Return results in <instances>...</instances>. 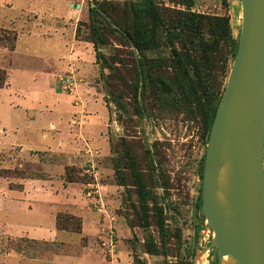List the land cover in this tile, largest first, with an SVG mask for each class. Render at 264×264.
Listing matches in <instances>:
<instances>
[{
  "label": "rangeland",
  "instance_id": "374dc122",
  "mask_svg": "<svg viewBox=\"0 0 264 264\" xmlns=\"http://www.w3.org/2000/svg\"><path fill=\"white\" fill-rule=\"evenodd\" d=\"M72 1L69 8L65 4L50 15L51 6L40 1L0 0V76L5 83L0 89V264H134V258L145 264H187L192 249L200 250L210 238L202 226L195 229L199 165L205 150L199 106L186 107L174 93L159 97L142 83L138 74L142 56L154 61L155 74L169 80L173 60L163 34L159 47L142 55L131 45L125 31L130 25L128 4L135 0ZM153 1L168 25L189 11L227 19L232 37L238 39L240 0ZM95 5L109 16L99 26L103 44L97 46L105 63L85 59L93 75L84 84L91 89L85 97L89 112L86 107L81 114L79 80L71 70L55 68L56 45L64 40L58 29L70 32L76 25L78 39L90 41L88 9ZM226 60L229 67L230 54ZM68 78L74 80L72 92L65 88ZM88 115L87 124L82 116ZM87 127L89 135L83 130ZM66 135L75 150L65 149ZM125 148L143 174L152 196L150 206L163 209L165 248L153 216L147 228L138 225ZM115 161L125 186L117 185ZM63 186H69L66 197ZM79 210L86 211L93 224L88 232L83 233L82 219L73 214ZM57 215L79 219L81 232H65L54 241L10 237L32 235L37 225L39 233L48 236L50 216ZM149 235L157 243L156 256L145 252ZM110 240L113 256L107 253ZM12 251L24 258L8 260ZM207 263L215 264L213 252Z\"/></svg>",
  "mask_w": 264,
  "mask_h": 264
},
{
  "label": "water",
  "instance_id": "95a60500",
  "mask_svg": "<svg viewBox=\"0 0 264 264\" xmlns=\"http://www.w3.org/2000/svg\"><path fill=\"white\" fill-rule=\"evenodd\" d=\"M238 45L204 156L192 264H264V0H240ZM208 264V263H207Z\"/></svg>",
  "mask_w": 264,
  "mask_h": 264
},
{
  "label": "trees",
  "instance_id": "16d2710c",
  "mask_svg": "<svg viewBox=\"0 0 264 264\" xmlns=\"http://www.w3.org/2000/svg\"><path fill=\"white\" fill-rule=\"evenodd\" d=\"M128 14L130 25H128L125 34L139 54L142 55L144 51L157 49L161 34L164 35L171 48L173 60L172 79L169 80L155 74L153 72L156 67L154 61L142 56L138 67V74L142 83L150 85L159 97L174 93L183 99L186 107H190L192 104L199 106L202 139L205 146L204 155L199 165L200 182H202L206 144L231 66V64L229 67L226 66V55L230 54L231 60L234 59L238 39L232 37L228 20L224 18H212L185 11L180 13L176 24L168 25L153 0L129 2ZM103 17L104 19L109 18L107 10L102 6L95 5L88 9L91 39L84 42L92 44L98 64L105 63V58L97 47L103 44L99 27ZM78 34L79 27L75 30V39L80 41ZM177 43L181 47L180 50L177 48ZM158 60L157 69L161 65V60ZM0 74L3 73L0 72ZM4 84V79L0 76V89L4 87ZM124 160L127 163L126 169L129 171L131 186L134 188L137 200L134 213L138 225L141 228H147L150 218L153 216L159 234V243L162 248H165L167 231L163 209L156 204L150 206L151 193L147 188L143 174L137 168L134 157L127 148L124 150ZM114 174L117 185L125 186L124 178L116 165V161ZM200 193L201 183L195 202L197 215L201 206ZM202 224V219L197 217L195 229L198 231ZM55 227L58 231L80 233L81 221L73 216L57 215ZM144 249L150 256H156L159 253L157 243L150 235L144 240ZM194 253L195 249L193 248L191 259L187 264H192ZM133 262L134 264H145L138 258H134Z\"/></svg>",
  "mask_w": 264,
  "mask_h": 264
},
{
  "label": "crops",
  "instance_id": "0c3cea01",
  "mask_svg": "<svg viewBox=\"0 0 264 264\" xmlns=\"http://www.w3.org/2000/svg\"><path fill=\"white\" fill-rule=\"evenodd\" d=\"M43 2L45 4L51 7L49 14L52 15L51 13L55 11H62L63 6L65 4H68V1L73 2L72 0H30V2ZM70 7V4H68V8ZM55 8V9H54ZM65 8V7H64ZM47 9V8H46ZM60 9V10H59ZM73 11V10H72ZM74 13L72 12L71 17L74 18ZM62 16V15H61ZM58 16V17H61ZM72 18V19H73ZM75 30H76V25H74L73 29L70 30V32H67L64 28L58 29L60 32V35L64 38V40H61L60 45H56V49L58 51V57H57V64L55 66L56 69H58L60 72H66L68 70H71L73 72V75L77 78V100L79 99L81 102V106H77L79 108V111L81 112H86L88 110V101L85 99L86 96L90 94V87L85 86L84 84H87L88 82L91 81L93 71L89 70L90 68L87 67L85 59H90V62L93 63V57L95 59L94 51L91 48L90 44L82 41H78L75 39ZM17 50V49H16ZM18 51V50H17ZM95 63V62H94ZM91 74V76H90ZM54 95L57 97H60L62 94L59 93H54ZM69 96V95H68ZM76 105V104H75ZM87 107V110H86ZM89 112V110H88ZM67 115V114H66ZM68 116V115H67ZM83 118H86L88 121L87 124L90 122V115L88 116H82ZM63 121L66 122L67 118L66 116L63 117ZM86 134L89 135V132L91 133V130L87 127L83 129ZM92 136L96 134H91ZM68 136L70 134L68 133ZM64 136V143H65V149L69 150H75V146H71L69 143L68 138ZM62 141V140H61ZM76 159L74 156L73 159ZM30 181V180H29ZM28 181L25 182L26 186L31 185L27 184ZM34 181H30L32 183ZM68 187L63 186V191H64V196L66 195L65 193L69 190ZM28 196V192L26 193ZM66 197V196H65ZM73 214L78 215L82 219V230L83 233L85 229L87 232L89 231V228L93 226L92 222L87 218V212L84 210H79L78 212L73 211ZM50 219L52 220V230L49 232L48 236L41 235L39 233V229L41 228V225H37L38 230H32V235L29 234L28 232H23L20 236H10L13 238H28L33 241H54L56 238H58V235L65 233L64 231H58L55 227V218L53 216H50ZM24 258L22 254H18L15 252H11L7 255V259L10 261H14L15 259H18L19 257Z\"/></svg>",
  "mask_w": 264,
  "mask_h": 264
},
{
  "label": "built area",
  "instance_id": "2783aa9c",
  "mask_svg": "<svg viewBox=\"0 0 264 264\" xmlns=\"http://www.w3.org/2000/svg\"><path fill=\"white\" fill-rule=\"evenodd\" d=\"M73 86H74V80H73L72 78H68V79L65 81V88H66L67 90H69L70 92H72ZM104 245H105V244H103V246H104ZM113 252H114V245H113L112 240H110V241L107 243V253H108V255L113 256Z\"/></svg>",
  "mask_w": 264,
  "mask_h": 264
},
{
  "label": "bare ground",
  "instance_id": "6f19581e",
  "mask_svg": "<svg viewBox=\"0 0 264 264\" xmlns=\"http://www.w3.org/2000/svg\"><path fill=\"white\" fill-rule=\"evenodd\" d=\"M199 264H207V262L203 259V261Z\"/></svg>",
  "mask_w": 264,
  "mask_h": 264
}]
</instances>
